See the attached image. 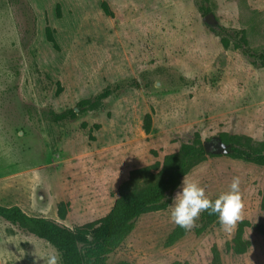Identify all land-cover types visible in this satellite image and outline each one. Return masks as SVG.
<instances>
[{"label":"rangeland","instance_id":"1","mask_svg":"<svg viewBox=\"0 0 264 264\" xmlns=\"http://www.w3.org/2000/svg\"><path fill=\"white\" fill-rule=\"evenodd\" d=\"M219 28L243 31L261 52L264 0H0V205L83 226L108 214L131 171L152 167L165 179L164 158L196 134L202 145L221 134L264 141V67L223 49ZM83 100L90 106L78 107ZM223 146L196 162L166 209L136 220L106 264H211L213 247L220 264H264V235L255 231L264 225V166ZM234 176L249 223L242 255L231 250L237 226L224 232L217 215L210 222L202 213L190 230L170 219L184 178L215 200ZM50 251L0 219V264H44Z\"/></svg>","mask_w":264,"mask_h":264},{"label":"trees","instance_id":"2","mask_svg":"<svg viewBox=\"0 0 264 264\" xmlns=\"http://www.w3.org/2000/svg\"><path fill=\"white\" fill-rule=\"evenodd\" d=\"M198 1V0H197ZM103 13L111 16L112 13L106 3L101 5ZM202 13L207 10L200 7ZM220 44L223 49L240 50L253 65L264 67V50L252 51L243 31L225 34L224 28H219ZM46 37L52 45L55 41L49 31ZM110 95L105 90L100 99ZM90 101L83 100L78 107L90 106ZM66 114L74 116L73 111ZM63 116H69V115ZM143 131L149 134L151 130V117L146 114L143 118ZM219 139L227 147L228 156L257 166H264V141L248 144L243 138L236 135H219ZM205 151L199 136L196 134L189 144H184L175 155L164 158V167H170L165 179H155L151 173L152 167L139 168L131 171L128 178L117 189V197L106 216L94 223L78 227H67L53 219L29 216L18 206L5 207L0 205V219L17 227L20 231L30 234L47 244H51L61 253V264H106L107 257L120 246L129 234L136 220L149 211L164 210L171 202L174 191L178 188L180 180L190 169L205 156ZM260 209L264 213V184L261 192ZM216 215L206 212V219L210 222ZM249 227L247 221L238 223L233 238L231 250L236 255L244 254L250 248V242L243 238L244 229ZM255 231L264 235V225L255 227ZM182 229H178L169 237L174 242L182 236ZM211 264H220V255L216 248L211 249ZM117 264H128L119 262ZM171 264H179L173 262Z\"/></svg>","mask_w":264,"mask_h":264},{"label":"clouds","instance_id":"3","mask_svg":"<svg viewBox=\"0 0 264 264\" xmlns=\"http://www.w3.org/2000/svg\"><path fill=\"white\" fill-rule=\"evenodd\" d=\"M241 178L234 176L229 189L215 200L211 199L198 181L184 178L180 189L175 193L170 212V219L175 225L190 230L201 214L217 215L218 223L226 233L235 230L244 218L245 202L241 192ZM50 253L44 257V264H61V253L49 244Z\"/></svg>","mask_w":264,"mask_h":264},{"label":"water","instance_id":"4","mask_svg":"<svg viewBox=\"0 0 264 264\" xmlns=\"http://www.w3.org/2000/svg\"><path fill=\"white\" fill-rule=\"evenodd\" d=\"M210 15H207L205 17L206 20H208ZM204 151L205 153H219L223 150V143L220 139H216L213 141L205 142L203 143Z\"/></svg>","mask_w":264,"mask_h":264}]
</instances>
